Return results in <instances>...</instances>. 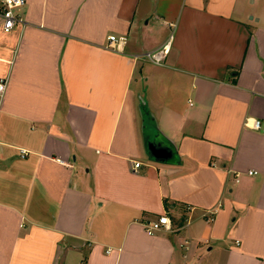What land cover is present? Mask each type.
<instances>
[{"label": "crops", "instance_id": "0c3cea01", "mask_svg": "<svg viewBox=\"0 0 264 264\" xmlns=\"http://www.w3.org/2000/svg\"><path fill=\"white\" fill-rule=\"evenodd\" d=\"M19 12L0 20V264H264V0ZM143 102L176 162L147 155Z\"/></svg>", "mask_w": 264, "mask_h": 264}, {"label": "built area", "instance_id": "2783aa9c", "mask_svg": "<svg viewBox=\"0 0 264 264\" xmlns=\"http://www.w3.org/2000/svg\"><path fill=\"white\" fill-rule=\"evenodd\" d=\"M25 2L26 0H0V20L1 28L4 32L11 31L17 24L24 25L25 21L20 15L19 10L25 5ZM116 41L117 39L114 35H109L107 48L114 49ZM167 53L168 46L163 45L160 48L144 53L143 56L154 64H161ZM5 88L6 79L0 78V98L3 95ZM259 125L260 121L254 120L252 123V128L256 129L259 127ZM22 154L25 155L26 152L24 151ZM139 166L140 162H134V168H138ZM253 173V170H249L247 172V174L249 175H252ZM235 177L237 180L238 175L236 174ZM143 227L146 233L150 235L161 229H170L169 216L166 213L161 214L157 217V219L144 222Z\"/></svg>", "mask_w": 264, "mask_h": 264}, {"label": "water", "instance_id": "95a60500", "mask_svg": "<svg viewBox=\"0 0 264 264\" xmlns=\"http://www.w3.org/2000/svg\"><path fill=\"white\" fill-rule=\"evenodd\" d=\"M141 111L144 118V148L149 158L163 163L176 162L178 157L174 145L160 135L144 102L141 104Z\"/></svg>", "mask_w": 264, "mask_h": 264}, {"label": "rangeland", "instance_id": "374dc122", "mask_svg": "<svg viewBox=\"0 0 264 264\" xmlns=\"http://www.w3.org/2000/svg\"><path fill=\"white\" fill-rule=\"evenodd\" d=\"M135 78L138 79V82H139V84H140V90L144 91V86H143V87L141 86L142 83H141V79H140V77L136 74V75H135Z\"/></svg>", "mask_w": 264, "mask_h": 264}]
</instances>
